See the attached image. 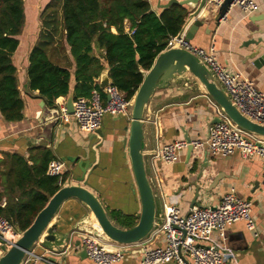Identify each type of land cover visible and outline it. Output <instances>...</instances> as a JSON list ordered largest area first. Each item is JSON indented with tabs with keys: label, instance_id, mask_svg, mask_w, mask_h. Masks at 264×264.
I'll list each match as a JSON object with an SVG mask.
<instances>
[{
	"label": "crops",
	"instance_id": "0c3cea01",
	"mask_svg": "<svg viewBox=\"0 0 264 264\" xmlns=\"http://www.w3.org/2000/svg\"><path fill=\"white\" fill-rule=\"evenodd\" d=\"M49 1L23 0L25 22L22 33L17 36L19 44L12 55V61L17 68L18 88L24 104L23 116L17 121H7L0 113V163L6 154L18 153L25 158L37 154L38 150H30L33 147L46 149L52 158L62 159L82 154L76 147L77 144H83L86 140H89V144L95 143L96 157L92 165L96 166L88 174L87 188L99 199L110 220L118 227L126 228L123 221H117L110 212L120 211L137 219L140 214L141 205L126 141L130 118L105 114L98 134L94 136L92 133L78 132L71 116L67 122L55 116L53 128L48 133L43 129H49L51 126L49 120L45 121L48 119L50 108L55 106L58 108L57 103L66 104L67 96L57 97L50 106L46 102L42 105L38 90L28 87L26 73L28 55L42 29L40 13ZM167 1L149 0V3L151 9L158 14L161 10L159 4ZM254 1L257 7L251 14L244 13L238 6H232L225 19L221 20L218 15L219 9L215 7L204 5L199 13L194 15L197 4L184 5L188 14L183 25L187 24V32L195 21L200 22L192 32L190 43L202 48L213 43L215 55L228 72L241 73L253 81L258 90L264 92V60L261 62L257 60L259 55H264V0ZM128 25L125 22V30L128 29ZM111 31L115 33L116 29L112 27ZM256 40H260V54L255 58H248L251 51L256 48V45L252 44ZM54 46L56 49H50L48 56L55 63L70 64V92H73L75 63L61 30ZM104 69L109 77L108 66L105 65ZM100 75L95 78V84H99ZM101 96L103 100L107 98L104 92H101ZM214 117H216L214 101L189 71L176 75L169 85L157 89L147 103L143 113V160L155 195L158 222L163 216L165 206L171 200L176 201L182 215L188 213L195 191L194 187L188 185L193 181L198 166L202 164L204 154L202 150L195 152L197 160L190 169L192 163L187 161V148L180 151V157L174 163H166L154 157V151L165 143L184 139L185 135L190 139L207 137L208 125ZM207 155L211 159L208 162L207 174L199 181L201 187L208 188L217 175L221 178L208 192L201 189L199 201L205 206H216L223 194L234 189L237 197L252 201L251 214L255 223V229L251 231L246 228L243 221L234 222L226 227L225 239H221L215 231L211 238L224 247L225 251L234 254L227 264H264V177L260 159L258 157L245 159L238 153L227 156ZM28 162L32 163L30 160ZM3 168L0 165V173ZM77 169L76 165L66 163L65 184H79L72 178L79 174ZM2 191L0 174V204L4 205L6 196H1ZM86 214L89 215L90 226L97 230L95 218L84 204L77 199L63 202L51 222L54 224L55 240L40 241L34 246L36 252L56 264H94L79 252L85 232L76 224L80 217ZM96 238L109 249H113L111 245L113 241L102 235ZM164 243L162 233L147 236L143 241L130 246L125 257L114 264H141L145 247L161 246Z\"/></svg>",
	"mask_w": 264,
	"mask_h": 264
},
{
	"label": "trees",
	"instance_id": "16d2710c",
	"mask_svg": "<svg viewBox=\"0 0 264 264\" xmlns=\"http://www.w3.org/2000/svg\"><path fill=\"white\" fill-rule=\"evenodd\" d=\"M187 14L185 6L177 3L161 8L157 14L148 0H50L40 13L42 29L28 55V87L38 90L48 106L57 97L69 94L70 64L55 63L48 56L50 49H56L55 39L61 30L75 63L73 96L87 97L93 88L100 89L95 78L106 65L111 83L130 99L143 79L142 70L150 69L168 39L180 31ZM24 22L23 0H0V113L7 121L23 116L24 104L12 55ZM35 149L39 152L28 158L18 153L6 154L0 163L4 167L0 173L1 196H6L5 204H0V215L21 231L60 188L57 179L45 173L52 157L46 149L30 150ZM110 214L117 221L122 220L126 228L137 222V217L120 211Z\"/></svg>",
	"mask_w": 264,
	"mask_h": 264
},
{
	"label": "built area",
	"instance_id": "2783aa9c",
	"mask_svg": "<svg viewBox=\"0 0 264 264\" xmlns=\"http://www.w3.org/2000/svg\"><path fill=\"white\" fill-rule=\"evenodd\" d=\"M205 5L217 9L225 6V11L219 20L225 19L232 6H238L246 14H251L257 7L254 0H206ZM186 29L187 24L179 35L177 33L168 39L166 47H180L198 57L219 82L232 104L247 118L264 124V92L258 90L254 82L245 78L241 73L228 72L215 55L213 43L206 48L192 45L185 38ZM132 32L133 30L130 31ZM101 92L106 94L105 100L102 99ZM57 104L56 118L59 117L67 122L71 115L67 113L65 103ZM132 104L133 97L125 98L119 88L109 82L103 88H93L87 97H74L72 115L76 120L78 130L82 134H91L100 129L105 114L130 118ZM215 106L216 116L220 120L211 124L207 137L190 141L180 139L165 143L157 147L154 157L166 163H174L179 159L180 151L189 145L193 147L194 154L198 150H202L203 154L213 156L238 153L245 159L258 157L264 177V137L242 129L219 106L216 104ZM65 170V161L53 157L48 161L45 173L55 177L61 187L65 184ZM251 212L252 201L237 197L234 189L223 194L214 208L192 206L186 215H182L176 206V201L171 200L165 206L160 222L148 235L154 236L162 233L165 243L161 246L145 247L140 262L141 264H164L170 261L176 264H227L234 254L225 251L224 247L211 238V234L215 231L221 239H225L226 227L238 221H243L248 230H254L255 223ZM84 234L81 244L85 248L87 257L94 264H114L122 260L127 249L134 245L113 242L111 244L113 249H109L95 235ZM19 236L20 232L15 225L0 215V254L4 249L13 245ZM39 243L40 241L35 245ZM34 246L27 252L20 264H39L40 262L56 264L42 254H38Z\"/></svg>",
	"mask_w": 264,
	"mask_h": 264
},
{
	"label": "water",
	"instance_id": "95a60500",
	"mask_svg": "<svg viewBox=\"0 0 264 264\" xmlns=\"http://www.w3.org/2000/svg\"><path fill=\"white\" fill-rule=\"evenodd\" d=\"M205 2L206 0H168L165 3L159 4V8L168 7L173 3L180 5L197 4V8L193 12V14L196 15L205 5ZM224 11L225 6L219 9V17L222 16ZM198 25H200V22L195 21L191 27H189L185 33V38L187 40L192 38V32ZM184 26L185 25L181 27L178 35L184 29ZM252 44H255L256 48L251 51L248 58H255L260 54V40L253 41ZM257 60L260 62L264 60V55H259ZM186 71H189L199 80L209 97L235 124L250 133L264 137V124L257 123L247 118L232 104L219 82L198 57L180 47H166L155 57L149 70H142L143 79L133 96L129 122V135L126 141L128 143L131 169L141 205L140 214L136 224L130 228H121L115 225L110 220L96 195L87 188L88 174L90 170L94 169L96 166L95 164L92 165V162L96 157V144H89V140H86L85 143L76 145L82 154L62 157V160L65 161V163L69 162L76 165L79 174L72 178L81 185H62L49 198L45 206L36 214L31 224L23 231L19 230L20 236L14 244L3 250L0 254V264H20L27 252L30 251L37 242H53L55 240V234L53 228L54 224L51 222L59 206L68 199H77L84 204L89 211L92 212L93 217L102 229V232L94 230L90 226L91 221L89 215L86 214L80 217L76 224V226L85 233H90L96 236L102 235L113 242L122 244H136L147 238L152 229L157 225L159 217L156 214L155 195L152 190L150 179L147 176L143 160V113L147 103L157 89L166 87L176 75H181ZM108 83L109 77L104 69L100 75L99 86L100 88H103ZM39 97L42 100V105H44L46 100L41 95ZM73 100V92H70L66 97L65 106L67 113L71 115V118H73L76 123V120L72 115L74 111ZM57 115L58 108L56 106L52 109L50 108L47 117L48 119L45 121L49 120L51 126L49 129H43V131L49 133V130L53 128L52 125L55 121L54 118ZM219 120V117H214L208 127ZM98 131L99 130L92 134L97 136ZM184 139L186 141L191 140L187 135H185ZM210 159L211 157L204 153L203 162L198 166V171L193 181L188 185V187H194L195 190L190 207H207L199 201V196L202 194L201 189H203L204 192H208L221 178L220 175H217L208 188L201 187L199 181L207 174L206 171ZM196 160L197 156L194 155L193 147L189 145L187 147V161H191L192 163L190 169L193 167ZM211 208H214V206H211ZM189 212L190 210L188 213ZM79 252H81L83 256H87L85 248L82 245Z\"/></svg>",
	"mask_w": 264,
	"mask_h": 264
},
{
	"label": "bare ground",
	"instance_id": "6f19581e",
	"mask_svg": "<svg viewBox=\"0 0 264 264\" xmlns=\"http://www.w3.org/2000/svg\"><path fill=\"white\" fill-rule=\"evenodd\" d=\"M95 226L97 228L98 231L102 232L101 227L99 226L98 222L95 220Z\"/></svg>",
	"mask_w": 264,
	"mask_h": 264
}]
</instances>
